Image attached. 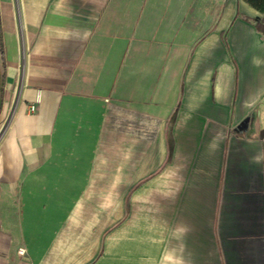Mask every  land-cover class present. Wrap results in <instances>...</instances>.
Segmentation results:
<instances>
[{"label":"crops","instance_id":"0c3cea01","mask_svg":"<svg viewBox=\"0 0 264 264\" xmlns=\"http://www.w3.org/2000/svg\"><path fill=\"white\" fill-rule=\"evenodd\" d=\"M262 18L0 0V264H264Z\"/></svg>","mask_w":264,"mask_h":264},{"label":"trees","instance_id":"16d2710c","mask_svg":"<svg viewBox=\"0 0 264 264\" xmlns=\"http://www.w3.org/2000/svg\"><path fill=\"white\" fill-rule=\"evenodd\" d=\"M247 2L249 5H251L253 8L258 10L261 14H263L262 20H264V0H244ZM254 22L256 23V27L259 29L260 28V22L258 18L254 19ZM172 119H174V114L172 115ZM172 145L171 139H169V149Z\"/></svg>","mask_w":264,"mask_h":264},{"label":"built area","instance_id":"2783aa9c","mask_svg":"<svg viewBox=\"0 0 264 264\" xmlns=\"http://www.w3.org/2000/svg\"><path fill=\"white\" fill-rule=\"evenodd\" d=\"M23 54H24V50H23ZM39 102L38 98L36 100H34L33 102L29 103L27 108L29 112H34L36 109V105Z\"/></svg>","mask_w":264,"mask_h":264},{"label":"clouds","instance_id":"9594fccd","mask_svg":"<svg viewBox=\"0 0 264 264\" xmlns=\"http://www.w3.org/2000/svg\"><path fill=\"white\" fill-rule=\"evenodd\" d=\"M254 64H255V61H254Z\"/></svg>","mask_w":264,"mask_h":264},{"label":"bare ground","instance_id":"6f19581e","mask_svg":"<svg viewBox=\"0 0 264 264\" xmlns=\"http://www.w3.org/2000/svg\"><path fill=\"white\" fill-rule=\"evenodd\" d=\"M15 102V101H14ZM11 109V108H10Z\"/></svg>","mask_w":264,"mask_h":264}]
</instances>
